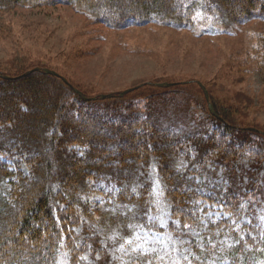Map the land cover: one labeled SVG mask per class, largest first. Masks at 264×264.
I'll list each match as a JSON object with an SVG mask.
<instances>
[{
    "label": "trees",
    "instance_id": "1",
    "mask_svg": "<svg viewBox=\"0 0 264 264\" xmlns=\"http://www.w3.org/2000/svg\"><path fill=\"white\" fill-rule=\"evenodd\" d=\"M40 4L66 5L118 29L166 20L176 28L193 29L199 22L208 24L209 34H229L238 23L264 22V0H0V11ZM253 41L240 65L264 75V34ZM35 68L40 69L27 73ZM43 69L0 71V264H60L65 248L69 264H117L91 223L105 214L101 185L113 183L125 218L141 222L149 204L148 170L155 163L174 218L202 225L198 199L232 209L233 224L225 220L229 227L222 234L197 229L202 242L191 239L196 257L183 264H210L213 257L215 264H264V220L254 210L264 203V175L257 173L264 168V127L246 117L259 107L252 98L234 106L206 88L207 100L199 85L204 107L185 126L200 96L190 92L189 83L179 90L154 85L161 92L87 100L75 88L92 95L80 86ZM203 166L226 169V180L195 175Z\"/></svg>",
    "mask_w": 264,
    "mask_h": 264
},
{
    "label": "rangeland",
    "instance_id": "2",
    "mask_svg": "<svg viewBox=\"0 0 264 264\" xmlns=\"http://www.w3.org/2000/svg\"><path fill=\"white\" fill-rule=\"evenodd\" d=\"M28 8L16 6L0 11V71L43 65L62 74L69 83L80 86L92 97L118 94L130 88H135L130 92L147 93L161 92L160 88L179 90L176 87L182 83L190 84L187 88L191 93H199L202 83L215 96L227 98L228 104L234 106H245V98H252L259 107L256 111L250 108L246 117L264 127V75L240 65L243 51L254 44L253 38L256 40L259 33L264 34V22L256 19L238 23L229 34H209L204 31L208 24L199 22L193 29L176 28L166 20L118 29L94 22L66 5L40 4ZM159 83L169 86H159ZM199 95L197 104L186 116L185 126L192 124L193 113H201L199 108L204 107ZM4 160L14 168L12 160ZM247 164V161L242 163L246 170H253ZM21 166L27 173L26 164L23 162ZM196 168L194 174L208 181L226 180V169ZM257 173L263 179L264 168ZM147 180L149 204L141 222L125 218L124 206L114 201L113 183L101 185L100 199L105 214L102 220L91 223L104 239L109 258L117 264L131 261L133 264H183L196 257L191 239L202 242V234L197 229L206 228V235L218 236L224 229L228 230L225 220L233 224L232 209L205 198L196 203L200 210L198 221L204 226L197 227L192 221L183 220V229L180 217L174 218L156 163L148 170ZM244 203L246 207L249 204ZM258 205L262 206H255L254 210L264 220V203L258 202ZM243 220H250V216H244ZM77 230L81 231V227ZM89 251L84 254L87 258ZM69 257L70 252L65 248L60 264H69ZM196 260H200L198 256ZM216 260L213 257L209 263L215 264Z\"/></svg>",
    "mask_w": 264,
    "mask_h": 264
},
{
    "label": "water",
    "instance_id": "3",
    "mask_svg": "<svg viewBox=\"0 0 264 264\" xmlns=\"http://www.w3.org/2000/svg\"><path fill=\"white\" fill-rule=\"evenodd\" d=\"M40 68H35V69H33V70H31V71H29V72H27V73H30V72H32V71H34V70H39ZM43 71L45 72V73H48V74H52V75H55V76H61L57 71H55V70H53V69H49V68H46V69H43ZM5 77H9V76H5ZM64 78V77H63ZM64 80L67 82V83H69L65 78H64ZM201 85V87L203 88V90H204V92H205V95H206V98H207V100H210V97H209V93H208V90L206 89V87L202 84V83H200ZM159 86H169V84L168 83H159L158 84ZM135 88H130V89H128V90H125V91H122V92H119V94H118V96H120V97H123V96H125L126 94H128L130 91H132V90H134ZM75 90H76V92L79 94V95H81L84 99H87V100H94L95 98L94 97H92V98H90V97H85L84 95H83V93L80 91V90H78V89H76L75 88ZM117 94H102V95H100V98L101 99H107V98H112V97H115ZM209 108H210V110L212 111V112H214L213 110V105L210 103V101H209Z\"/></svg>",
    "mask_w": 264,
    "mask_h": 264
}]
</instances>
